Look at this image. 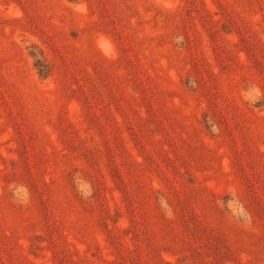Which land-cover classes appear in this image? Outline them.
<instances>
[{"label": "rangeland", "instance_id": "rangeland-1", "mask_svg": "<svg viewBox=\"0 0 264 264\" xmlns=\"http://www.w3.org/2000/svg\"><path fill=\"white\" fill-rule=\"evenodd\" d=\"M0 264H264V0H0Z\"/></svg>", "mask_w": 264, "mask_h": 264}]
</instances>
